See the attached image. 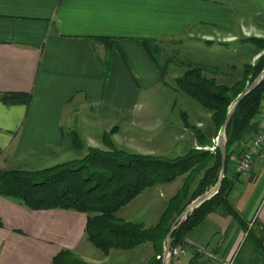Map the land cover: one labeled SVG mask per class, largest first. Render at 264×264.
<instances>
[{"label": "crops", "instance_id": "1", "mask_svg": "<svg viewBox=\"0 0 264 264\" xmlns=\"http://www.w3.org/2000/svg\"><path fill=\"white\" fill-rule=\"evenodd\" d=\"M251 9L258 8L250 0H0V170L80 158L87 147L107 148L103 136L112 129V143L133 152L184 153L187 114L169 115L180 93L173 90L166 101L139 97L141 89L164 87L140 39L164 43L221 32L222 38L234 37L262 13ZM106 40L121 48L107 74ZM159 102L165 107L157 112ZM72 130L84 146L72 143ZM182 181L146 187L117 215L154 224ZM228 197L246 224L264 228V160L255 158L234 179ZM85 219L82 212L31 209L0 195V264H51L61 248L101 264H147L153 255L150 242L103 252L86 238ZM217 233V245L204 252ZM243 238L244 229L218 207L187 232L183 253L168 264H231Z\"/></svg>", "mask_w": 264, "mask_h": 264}, {"label": "trees", "instance_id": "2", "mask_svg": "<svg viewBox=\"0 0 264 264\" xmlns=\"http://www.w3.org/2000/svg\"><path fill=\"white\" fill-rule=\"evenodd\" d=\"M112 42L106 40L108 56L104 68L105 74L109 70L115 49L121 50L117 42L116 44ZM140 42L156 63L163 84L195 101L209 113L212 124L219 128L231 103L227 93L239 86L240 80L237 79L228 85L218 77L220 74L230 73L221 64H226L224 58L233 57L237 55L236 52L226 44H218L214 58L197 63L177 55H169L165 58L166 63H179L186 65V68L174 77L172 83L168 81V84L166 67L160 62L163 57L161 58L158 42L147 38H141ZM254 42L258 49H264L263 40L257 39ZM204 43L208 45L207 42ZM263 64L264 53L259 55L252 65L243 63L242 79L247 76L249 83L262 69ZM263 104L264 78L239 101L226 126V164L219 189L175 226L172 231L171 248L183 245L187 232L218 207H222L242 228L245 226L246 222L228 197L234 179L239 175L233 172L237 158H233L232 154L236 150L238 157L242 150L238 146L245 145L257 132L258 120L264 115ZM180 113L182 116L186 114L183 110ZM187 120L186 117V122ZM187 126L195 132L197 141L202 143L205 132L194 124ZM110 132L112 130L105 132L103 137L107 149L111 148L112 152H105L106 149L97 147H87L80 158L49 167L37 170L1 169L0 195L16 199L31 209H70L82 212L86 216L84 224L86 238L103 252L111 248L127 250L140 243L150 242L154 253L147 264H163L162 257L157 255L162 253L161 242L165 233L169 231L171 223L191 200L213 185L218 177L221 165L219 148L216 146L213 154H210L209 163L208 159H203L208 153L205 150L195 152L189 150L174 157L141 154L116 146L110 140ZM70 137L76 147L84 146L75 130L70 132ZM236 146L237 149L234 148ZM198 162L202 171L199 178L194 184L190 180H183L181 187L171 197L162 213L160 221L155 225L146 227L139 222L127 221L117 215V211L123 205L146 187L171 182ZM251 229L247 230V235L231 264H264V228L259 227L257 231ZM248 239L250 243L245 252V243ZM51 264L101 263L86 262L71 250L61 248L52 257Z\"/></svg>", "mask_w": 264, "mask_h": 264}, {"label": "rangeland", "instance_id": "3", "mask_svg": "<svg viewBox=\"0 0 264 264\" xmlns=\"http://www.w3.org/2000/svg\"><path fill=\"white\" fill-rule=\"evenodd\" d=\"M250 1H251L252 6H254V8H258V9H251V12H253L254 10H260L262 13H258L255 16L252 14L254 16V18H252L250 22H252L253 24L245 25L244 26L245 29H242L243 31L241 30L240 34H238L234 37L222 38L221 35L223 36L224 34H223V32H221L219 34V37H217L215 35L214 37H205L204 38V37H201V35L196 34V35H192V36L188 35L186 40L182 39L181 41H171V42H164V43L158 42L157 44L161 48V54H160L161 58L163 57L162 61L160 60V62L163 63V65L166 67L165 71H166L167 82L169 81L170 83H172L174 77L176 75L180 74L186 68V65H183V64L174 63V62L166 63L165 58L166 57L168 58L169 55L170 56H173V55L176 56L177 55L178 57L185 58L187 61H191L194 63L203 62L209 58L215 57L214 54L218 49V47H217L218 44H226L232 50H234L237 55H234L233 57L229 56V57L224 58L226 64H221V65L226 71H228L230 73L220 74L218 78L220 81L225 82L228 85H231L233 83V81H235L237 79L240 80L239 86H237L231 92L227 93L228 97L231 99V102H232L235 99V97L237 96L238 92L240 90H243L246 87V85L248 84V80H247L248 77L246 76L244 79H242V77H241V69H242L243 63H245L246 65H252L254 63V61L256 60V58L259 55H261L262 53H264V49H258V47H256L255 42H254L257 39L264 41V0H250ZM204 42H207L208 45ZM164 59H165V61L163 62ZM169 82H168V84H169ZM140 94L141 95L139 97L143 98V99L148 100L149 97H154V98H160L161 100L166 101L167 97H170L173 95V90L169 89V86L164 85V87L161 88L160 91L156 87L149 88V89H141ZM175 98H176V100L171 105L172 109L169 112L170 118H176L179 111L184 110L187 114L186 117L188 119L186 122V118H185V124H186V129H187L186 131L188 132V135L190 136V138H187L188 143L184 147L185 148L184 152H187L189 150H191V151L193 150L194 152L197 150L208 151L207 156L203 159L204 160L208 159V163H209L211 160V159H209V158H211L210 154L211 153L213 154L214 149L217 146L216 136H217V132H218L219 128H216V126H214L212 124V122L210 120L209 113L207 111L203 110L200 107V105H198L195 101L190 99L188 96L181 93L180 95H177V97H175ZM74 107L79 109V106L77 104L74 105ZM153 107L156 109L157 112H160L161 109L165 106L163 105L162 102H159L158 105L155 104ZM153 107H150V108H153ZM195 108H198L199 110L196 111ZM262 108H263L262 112H264V104H263ZM138 110L140 111L141 108H139ZM194 110H195V113L197 114V121L198 120L200 121L199 125H197L195 123ZM154 113H155V110H154ZM262 116H264V115H262ZM105 120L107 122L109 121L108 118H106ZM187 124L188 125L194 124L195 127L197 126L205 132V136H203L202 143L197 141L195 132L189 126H187ZM108 131H110V130H108ZM112 131H113V129H112ZM110 134H112V133H110ZM117 138L119 140H122V138H120V137H117ZM130 138H132V136L128 132L127 136H125L123 139L126 140V142H129ZM99 146L103 147V145L101 143L99 144ZM238 147H239V149L240 148L242 149L241 150V152H242L245 148V145L243 144V146H241V147L238 146ZM238 147L236 146L234 148L237 149ZM107 148L104 147V149H106V150H104L105 152H112L111 148H109V149H107ZM100 149H103V148H100ZM233 152H232L233 153L232 155L234 156L233 158L238 159L241 152L239 153L238 157L236 154V150ZM141 154H143V153H141ZM149 155H151V154H149ZM176 155L165 156V157H174ZM161 156H163V155H161ZM33 170H37V169H33ZM233 170H234L233 171L234 173L242 174L240 172L235 171V169H233ZM201 172L202 171L199 169V162H198V163H195L194 166L190 170H188L185 173L177 176L174 180H190L191 183L194 184L196 182V180L199 178V176L201 175ZM182 183H183V181H182ZM170 199L168 200L165 209L167 208ZM165 209L163 210V212L165 211ZM162 213L160 214L158 220L154 224L149 225V226H153L157 222H159L161 219ZM244 227H243L244 238L242 241H244V239L247 235L248 229H251V228L255 229L256 228V226L253 225V223L245 224ZM252 229H251V231H252ZM257 230H259V228L255 229V231H257ZM167 233H165V236L161 242V247H162V253L160 255L161 257L163 256V250H164V247L166 245ZM249 243H250V241L248 239V241L245 243V248H244L245 252H246V249L248 248ZM176 247L182 249V246H180V245H177ZM181 253H183V252H181ZM200 254L201 253H198L195 257L199 256ZM157 257H159V255H157ZM176 257H168V261L171 258H176ZM168 261L166 264H168Z\"/></svg>", "mask_w": 264, "mask_h": 264}, {"label": "water", "instance_id": "4", "mask_svg": "<svg viewBox=\"0 0 264 264\" xmlns=\"http://www.w3.org/2000/svg\"><path fill=\"white\" fill-rule=\"evenodd\" d=\"M264 78V64L262 69L259 71V73L246 85V87L240 91L235 99L230 103L225 119L221 126L218 129L217 136H216V144L220 151V157H221V165L218 177L213 185H211L207 190L199 194L197 197H195L193 200H191L184 209L175 217L173 222L171 223L170 229L167 233V240L166 245L163 250V256H162V262L163 264H166L169 257V252L171 248V242H172V231L175 228L176 225H178L182 220L185 219L186 215L189 214L195 207H197L200 203H202L204 200L211 197L217 190L219 189L221 185L222 178L224 177L225 173V164H226V126L231 118V115L233 114L237 104L239 101L243 98V96L250 91L256 84H258L262 79ZM220 237V233H217L214 235V237L211 239L209 244L207 245L204 252H210L218 242V239Z\"/></svg>", "mask_w": 264, "mask_h": 264}, {"label": "built area", "instance_id": "5", "mask_svg": "<svg viewBox=\"0 0 264 264\" xmlns=\"http://www.w3.org/2000/svg\"><path fill=\"white\" fill-rule=\"evenodd\" d=\"M258 127L257 132L246 142L244 150L234 164L237 172H247L255 158L264 160V116L259 118ZM181 252L183 250L178 247L170 248L169 257H176Z\"/></svg>", "mask_w": 264, "mask_h": 264}, {"label": "bare ground", "instance_id": "6", "mask_svg": "<svg viewBox=\"0 0 264 264\" xmlns=\"http://www.w3.org/2000/svg\"><path fill=\"white\" fill-rule=\"evenodd\" d=\"M160 255H161V254H160ZM160 255H159V256H160Z\"/></svg>", "mask_w": 264, "mask_h": 264}]
</instances>
